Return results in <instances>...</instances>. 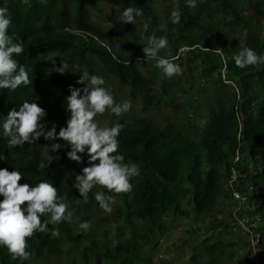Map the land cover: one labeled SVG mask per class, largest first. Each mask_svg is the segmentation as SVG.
Segmentation results:
<instances>
[{
    "label": "trees",
    "instance_id": "trees-1",
    "mask_svg": "<svg viewBox=\"0 0 264 264\" xmlns=\"http://www.w3.org/2000/svg\"><path fill=\"white\" fill-rule=\"evenodd\" d=\"M170 1L182 13L181 22L173 24L171 12L174 8L168 7L170 10L163 11L167 29L173 30L168 33V38L174 52L182 46L197 47V53H191L192 57L186 59L188 81L186 86L179 88V93L164 86L159 93H152L148 79L140 73V69L146 70L147 75H154L158 69L153 62L145 61L142 48L147 40L136 35L135 23L125 24L127 33L131 35V39L126 40L122 39V30L110 27L106 31L88 20L89 10L103 13L100 4L114 6L120 13L127 7H134L143 13L141 17L149 25L147 32L159 38L167 31L159 29L162 16L157 14L154 0H47L46 5L40 0H30L31 7L21 4L20 0H0V7L7 3L11 13L13 25L9 34L15 33L24 43V54L15 58L31 69L30 78L33 81L28 88L21 87L16 92L0 90V168L21 171L24 176L20 183L35 185L42 180L53 183L73 213L71 224H49V232L37 233L29 240L27 250L32 253L29 260L42 257L40 264H46L43 255L58 257L62 250L58 237L52 235V230L56 229L74 244L82 241L78 244L84 245L90 258L89 264H153L152 256L143 253V248L150 243L156 244V237L166 233L169 221L165 218L186 219L191 211L194 219L210 217L211 228H226L223 219L218 220L214 208L221 204L224 209V201L228 198L224 188L226 168L238 146L245 153V160L254 166L253 173L247 170V165L244 166L247 180L259 201L264 198V66L260 70L239 69L233 57L240 50L227 49L230 35L245 29L243 38L246 47L264 54V38L261 35L264 0H255L251 6L252 16L256 18L254 25L249 18L240 16L237 7L248 0H204L203 3L198 0L195 8L186 7V0ZM226 28H230L229 33L225 32ZM114 35L119 36L122 43H129L126 47L128 55H116L111 49L108 41ZM217 43L221 54L214 52ZM50 54L55 55V64L48 61ZM65 60L71 71L60 75L54 67H60ZM152 66L155 69L153 72L148 70ZM223 67L226 69L224 80L220 78ZM85 69L90 75L115 78L128 88L132 99H141L142 112L146 114L157 109L164 97L170 105H176L181 95L199 88L203 80L211 83L213 89L226 88L230 91L225 98L217 99L216 107L208 108L205 121L193 123L194 119H200V104L203 102L196 94L198 101L180 105L185 113V122L177 126L168 122L161 126L151 123L146 116L126 114L113 116L100 124L124 125L119 136V151L125 155V162L137 163L141 169V175L131 180L133 191L114 196V201L120 203L110 214H99L104 211L95 201L94 191L85 204L78 190L72 187L75 176L82 173L67 158L69 148L64 141H46L41 137L35 143L8 149L7 138L2 132V122L8 112L12 108L19 110V105L25 100L36 102L46 110L42 123L48 129L55 124L58 133L60 127H66L69 114L65 110V98L70 95L69 85L79 89L88 87L87 81L85 84L77 83ZM226 81L231 82L233 89L225 84ZM128 121L130 123H126ZM53 143L61 145L59 151H53ZM48 155L53 157L50 166L38 171L39 163L46 162ZM256 161L260 162L259 166ZM183 202L188 209H183ZM219 213L224 214V210ZM41 219L48 220L50 215ZM84 221L95 227L98 242L90 240V230L75 233L71 229L73 222L79 225ZM104 222L109 223V230L112 229L110 241L106 238L109 230L101 226ZM124 233L130 237L123 238ZM208 241H202L201 249L207 248ZM218 246L225 251V245L218 243ZM215 248L210 246V249ZM262 248L264 250V246ZM71 252L70 249L65 251V258ZM100 253H103L102 263L99 262ZM142 256L146 257L144 261ZM29 260L13 261L6 248L0 247V264H30Z\"/></svg>",
    "mask_w": 264,
    "mask_h": 264
},
{
    "label": "clouds",
    "instance_id": "clouds-1",
    "mask_svg": "<svg viewBox=\"0 0 264 264\" xmlns=\"http://www.w3.org/2000/svg\"><path fill=\"white\" fill-rule=\"evenodd\" d=\"M20 2L27 7L32 6L30 0H20ZM199 2L203 3L204 0H199ZM40 3L46 5L47 0H40ZM197 5L198 0H186V7L195 8ZM142 15L139 9L127 7L121 13L120 22L134 24L136 17ZM181 15L179 8H174L171 12V22L179 24ZM12 25L11 13L6 3L5 6L0 7V90L16 92L21 87L28 88L33 81L30 78L31 69L15 58L24 54L25 47L15 33L9 34ZM148 27L149 25L145 23L143 30L147 32ZM167 47V38H158L153 33L148 37L146 46L142 48L145 61L153 62L154 66L168 79L182 76L184 69L181 65L161 55L162 50ZM182 47L178 49L182 48L179 53L177 52L175 58L177 61L183 60L185 53L190 52L191 54L197 49L196 46ZM214 49L215 53L221 54L218 43L214 45ZM233 60L235 66L242 70L248 68L260 70L264 66V54H258L251 47L242 48ZM48 61L55 64V55L50 54ZM54 71L64 75L71 71V68L65 60L62 61L60 67H54ZM225 76L226 69L223 67L220 78L224 80ZM85 81L92 87L79 89L69 85L70 95L65 98L67 101L65 110L69 117L66 127H60L58 133L55 124L48 129L46 124L42 123L47 115L46 110L36 102L28 100L19 105V110L12 108L8 112L2 122V132L7 138L8 149L35 143L43 137L46 141H64L69 148L66 156L71 162L83 164L86 156L87 166L81 169L82 174L75 176L72 187L78 190L85 204L89 202L90 193L94 188L103 189L95 192L94 199L104 211L102 214H110L113 211L114 196L131 193L134 189L131 180L141 175V169L137 163L125 162V155L119 151V136L124 125L115 123L111 126H101L97 122V117L104 116L106 112L122 117L131 110L132 104L131 101L117 103L112 92L103 86L105 85L104 78L100 75H90L86 69L77 83L85 84ZM225 84L233 89L230 81H226ZM51 148L53 151H59L61 145L53 143ZM235 152L236 148L226 168L227 178L224 188L227 195L226 185ZM240 153V162L236 166L243 173L245 181L249 183L244 166H248L249 172L253 170L250 173L255 171L254 166L249 160H245V153L242 151ZM52 160L53 157L48 155L47 161H41L37 170L44 171L50 166ZM240 166H242L241 169ZM23 176L21 171L0 168V197H3L0 200V247L6 248L13 261H27L31 258L32 253L27 250L29 240L37 233L49 232V224L58 225L63 222L71 224L73 220V213L69 211L65 197L59 194L58 188L53 183L48 180L39 181L35 185L20 183ZM229 205L228 195L224 201V214H218V220L223 219L226 228L220 226L212 228V233L218 235L225 231L230 232L227 227ZM46 215H50V219L42 221L41 217ZM91 227L88 221L79 224V228L85 233ZM52 235L58 237V229L52 230Z\"/></svg>",
    "mask_w": 264,
    "mask_h": 264
},
{
    "label": "rangeland",
    "instance_id": "rangeland-1",
    "mask_svg": "<svg viewBox=\"0 0 264 264\" xmlns=\"http://www.w3.org/2000/svg\"><path fill=\"white\" fill-rule=\"evenodd\" d=\"M155 1V10L157 14H160L161 20L159 22V29L166 30L167 33L163 34L160 37H166L168 40V47L164 50H162L161 55L165 58L173 60V62L180 64L181 67L184 69L183 75L179 77H173L172 79H168L163 76V74L160 72V70H157L154 75H147L146 70L140 69V73L148 79L149 85L152 89V93H159L161 87H166L169 91H174L176 93L180 92V89L184 86L188 81L187 78V58H191L192 55L190 52L185 53L184 59L180 61L175 60L177 52L179 53L180 50L184 47H182L177 52H174L173 45L170 44L168 33H171L173 30L167 29V23L163 20L164 14L163 11L170 7V9H173L175 7V4L170 0H154ZM255 0L250 2L243 1V3H239L237 5L239 9L240 16H243V18H249L250 23L252 25L255 24L256 18L252 16L253 9L251 6H253ZM100 9H103L102 14H98L94 10H89L88 14V20L99 26L100 28L108 31L111 28H118L124 32V36L122 39L130 40L131 35L127 33V30L125 29V24L123 22H120V15L121 14L116 7L114 6H108V5H99ZM169 9V8H168ZM169 9V10H170ZM264 10V9H263ZM145 20L138 16L136 17L135 24L137 25V31L136 35L141 37V39L147 40L150 35H152L150 32H145L143 30V25L145 24ZM262 24L264 25V19L262 20ZM227 33H229L230 28L225 29ZM69 31V30H67ZM72 32V31H69ZM74 33L79 34L78 31H74ZM246 30L242 29L237 34L230 35V40L227 41V49L228 50H241L242 48L246 47L244 44V38L245 37ZM143 34V35H142ZM262 38H264V26L262 30ZM108 44L110 45L111 49L116 52V55L119 56H126L129 54V52L126 50V47L129 45V43H122L119 36H112V38L108 41ZM196 54V52H194ZM153 72L154 67L152 66L150 69ZM195 74H198V71H194ZM216 79V76H214ZM105 80L104 87L108 88L117 103H122L124 101H131L132 108L126 115H132L137 117H144L146 116L147 119L154 124H159L161 126H165L166 123H171L174 126H177L180 123L185 122V113L181 110V104H184L185 102L191 103L198 101L197 98H195V95L197 94L198 97L201 98L203 101L200 104V119H194L193 123L195 122H201L205 121V117L208 115L207 111L210 107H216L215 102L218 98H225L226 94H228V90L226 88H220V89H213L211 83H206L204 80L201 81L199 88H194L191 93H188L186 95H181L176 101V105L173 106L168 103V99L166 97L163 98L162 103L157 107V109L150 110L149 113H143L142 112V101L141 99H132L130 97L128 88L122 85L120 82H118L115 78L109 76ZM87 86L90 88L92 87L90 84H87ZM180 88V89H179ZM232 92V91H231ZM115 116L114 114H111L110 112H106L104 116H98L97 122L99 124L106 123L108 120H111ZM126 123H130L129 121ZM257 166L260 165V162H255ZM74 165L77 169V171L81 172V169L87 164L84 162L83 164H76L74 162ZM94 192L100 191V188H94ZM221 200V199H220ZM120 201L116 203L114 201L113 204V210L119 205ZM183 209H188L185 202L182 204ZM190 209V208H189ZM224 209H222V205H218L214 208V212L219 214V212H222ZM99 214L102 215V212H99ZM189 218L182 219L179 217L174 218H165L169 221V227L166 229V233L163 235H158L156 237V244L150 243L146 245L143 248V253L145 252L147 255H151L153 259V264H240V258L236 257L234 258V254L236 253V248L240 247V241L243 240V238L239 234H234L231 232H223L221 234H215L212 233L213 230L212 221L210 220V217H204V218H197L194 219V214L190 211ZM226 218V214L224 216ZM197 220V221H195ZM114 219L111 220L113 222ZM104 222V224H101L102 227H105V229H110L109 223ZM91 224V223H90ZM92 225V224H91ZM75 233L80 232L81 229L79 228V225L76 224V222H73V225L70 226ZM90 231L92 232L90 240L92 242H98V234L95 230V227L92 225ZM111 230L106 234V238L110 241L112 240L111 237ZM129 238L130 236L126 233L123 234V238ZM59 247L62 250V252L58 255L56 258L49 257L47 255L44 256V262L46 264H84L85 263H91L89 260L88 254L85 252V247L82 244L77 242V244H74L73 242H70L66 236L63 234H59ZM208 239L209 241L206 243V249H201V245L203 244L202 241ZM84 240V239H83ZM86 241V240H84ZM218 243H221L226 246V250L223 251L222 248L218 246ZM230 243L232 245L230 246ZM215 246V249H210V246ZM72 250L71 254L68 256V258H65V251ZM89 251V250H88ZM232 251L235 253L232 254ZM232 254V255H231ZM103 253H100L99 255V262H103ZM233 256V257H232ZM145 256H142L143 261L145 260ZM195 259V260H194ZM41 259H31L29 260L30 264H40Z\"/></svg>",
    "mask_w": 264,
    "mask_h": 264
},
{
    "label": "built area",
    "instance_id": "built-area-1",
    "mask_svg": "<svg viewBox=\"0 0 264 264\" xmlns=\"http://www.w3.org/2000/svg\"><path fill=\"white\" fill-rule=\"evenodd\" d=\"M240 152L238 146L226 185L230 203L227 227L231 233L243 238L244 248L238 251L240 264H264V256L259 251L263 234L259 210L264 209V198L259 203L256 201L252 186L236 166L240 162Z\"/></svg>",
    "mask_w": 264,
    "mask_h": 264
},
{
    "label": "crops",
    "instance_id": "crops-1",
    "mask_svg": "<svg viewBox=\"0 0 264 264\" xmlns=\"http://www.w3.org/2000/svg\"><path fill=\"white\" fill-rule=\"evenodd\" d=\"M252 165H253V163H251ZM253 170H250V172H252ZM262 200V199H261ZM260 200V201H261ZM256 201L259 203L260 201H259V199H258V197H257V194H256ZM259 212H260V214L262 215V219H261V222H260V227H261V229L263 230V234H262V238H261V242H260V244H259V251H260V253L264 256V250H263V248H262V246H264V209H260L259 210ZM221 227V226H220ZM221 228H223V227H221ZM232 245V243H230V246ZM244 248V243H243V241H241V243H240V247H238V248H236V253L234 252V251H232V254H234L235 256H234V258L236 257V255H237V257H239V255H238V251L241 249H243ZM226 250V249H225ZM231 254V255H232ZM233 257V256H232Z\"/></svg>",
    "mask_w": 264,
    "mask_h": 264
}]
</instances>
